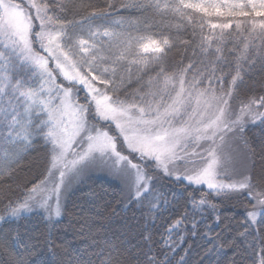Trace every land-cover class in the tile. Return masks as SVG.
Segmentation results:
<instances>
[{"label": "snow or ice", "instance_id": "6c2138e0", "mask_svg": "<svg viewBox=\"0 0 264 264\" xmlns=\"http://www.w3.org/2000/svg\"><path fill=\"white\" fill-rule=\"evenodd\" d=\"M81 8L88 11L77 15ZM121 8L139 10L154 30L115 19ZM180 45L199 59L170 61L189 50ZM256 57L264 61V0H0V176L35 143L47 153L44 175L20 197L0 186V226L38 216L55 255L66 193L103 177L126 190L125 208L146 209L147 250L136 264H171L167 252H153L147 225L178 198L186 207L165 226L168 252L174 231L191 224L195 234L200 224L210 260L228 247L235 257L243 245L244 264H264V177L240 171L233 148L236 138L247 145L249 124L264 123V94L240 95ZM160 177L173 187L158 188ZM241 200L250 207L235 228L222 208ZM39 243L0 229L14 264H45L32 259ZM100 264L124 262L109 252Z\"/></svg>", "mask_w": 264, "mask_h": 264}, {"label": "trees", "instance_id": "16d2710c", "mask_svg": "<svg viewBox=\"0 0 264 264\" xmlns=\"http://www.w3.org/2000/svg\"><path fill=\"white\" fill-rule=\"evenodd\" d=\"M90 2L103 5L106 0H71L72 4H88ZM87 11V8H81L77 15ZM112 15L115 19H123L125 22L136 21L139 18L142 30H154L143 28L145 17L139 10L121 8L118 11H113ZM153 24L157 26L155 21ZM116 27L119 30V25ZM174 33L175 29H173ZM179 47L189 50L174 52L169 58L170 61L178 59L181 55L185 62L189 59H199L198 56H192L191 45H180ZM249 94H264V61L260 57L255 58L254 64H249L244 68V82L240 85V95L247 96ZM244 137L247 140V145L243 140L237 138L236 147L239 146L242 154L252 162L253 170L251 167L250 171H253L251 176L255 182L264 177V123L249 124L245 129ZM46 167L45 148L41 143H35L34 147L21 154L19 163L14 165V171L10 175L0 176V186H2V190L9 191L14 198L20 197L27 186L42 178ZM19 181H21L20 186ZM172 187L173 185L167 178H159L158 188L168 191ZM177 191H183V189ZM178 199L179 203L170 200L168 207L160 209L154 226L151 223L147 225L153 237L152 249L158 258H162L163 254L167 252L168 261L171 264H177L181 256L183 264H221V262L222 264H231L233 258L236 259L237 264H244V261L250 259L247 255H244L243 260L241 259L244 246L240 245L235 250V257L234 249L228 247L218 257H213L210 260L209 255L205 253L207 245L200 224H198L195 234L191 231V224H187L184 229H181L179 235L174 231L171 240L174 243L175 251L168 252L161 246L162 237L166 238L165 226L173 218L178 217L186 207L184 199ZM126 200V190L117 182L103 177L87 179L76 190L70 191L63 203V216L55 230V255L43 242L41 234L44 232L45 225L38 216L29 217L20 225L0 226V229L8 232L18 229L22 236L31 234L39 237L38 250L32 259L43 260L45 264H100L102 256L109 252L118 255L124 264H136L134 257H142L143 252L147 250L144 247L145 216L143 215L146 209L133 206L125 208ZM248 207L250 204L241 200L235 204L229 203L227 208H222V211L226 212L227 217L232 221V226L239 228L244 222ZM258 226H260L259 222ZM222 227L223 225H221ZM260 227L261 232L264 233V226ZM227 235L232 236L234 233L229 232ZM237 242L239 243V238ZM16 258L15 251L0 249V264H14Z\"/></svg>", "mask_w": 264, "mask_h": 264}, {"label": "rangeland", "instance_id": "374dc122", "mask_svg": "<svg viewBox=\"0 0 264 264\" xmlns=\"http://www.w3.org/2000/svg\"><path fill=\"white\" fill-rule=\"evenodd\" d=\"M237 138L236 140L233 141V148L235 150V156H236V165L237 167L239 168L240 171L242 172H247L248 174L251 175V173L253 171H250L251 167H252V170H253V166H252V162L249 160V158L245 155H243L240 150V147H236V144H237ZM241 146V145H240ZM241 152V153H240ZM34 177V176H33ZM93 177H96V176H93ZM31 178V177H30ZM32 180V179H31ZM19 186L21 185V181H19ZM80 184H83L82 183H76L72 186V188L66 193L65 197H64V201L63 203H65V199H66V196L68 195V193L72 190H76L77 187L80 185Z\"/></svg>", "mask_w": 264, "mask_h": 264}]
</instances>
